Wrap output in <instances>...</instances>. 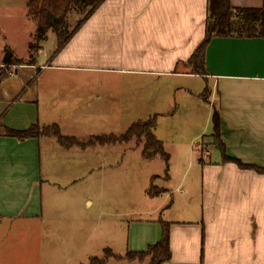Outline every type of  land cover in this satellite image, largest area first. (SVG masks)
Wrapping results in <instances>:
<instances>
[{"label":"crops","instance_id":"obj_1","mask_svg":"<svg viewBox=\"0 0 264 264\" xmlns=\"http://www.w3.org/2000/svg\"><path fill=\"white\" fill-rule=\"evenodd\" d=\"M230 2L238 9L264 7V0ZM15 6L16 1L0 0V13ZM208 15L209 0H104L61 50L56 35L57 48L45 63L41 55L49 36L31 62L37 26L29 8L26 17H20L21 28L24 19L35 28L28 31L22 52L10 38L0 49V124L17 131L34 124L58 125L61 131L66 124L93 127L111 114H125L121 96L127 86L120 78L202 77L207 86L195 95L220 115L221 140L231 159L225 160L216 144L214 127V156V145L202 142L193 160L184 164L201 173L199 185L190 180L192 187L180 200L131 213L119 242L121 252H116L108 236L95 238L89 212L95 202L89 197L85 209L79 198L72 202V219L79 227L64 229L67 208L60 194L78 180L65 186L61 179L53 180L51 172L61 177L66 169H48L46 159L127 143L67 148L55 137L21 139L7 136L0 127V264H17L2 261L17 257L5 252V243L8 233L20 227L38 238L37 249L24 254L35 264H46L48 250L41 238L49 233L60 236L61 247L54 252L59 264H88L106 249L114 256L105 264H150L149 257L126 255L147 251L163 238L166 227L172 258L163 264H264V172L259 171H264V37H214L206 50V75L194 74L190 59L206 37ZM6 30L0 25L2 33ZM8 52L23 62L6 63ZM47 72H52L49 83L44 81ZM48 98L61 108L54 112ZM89 131L86 138L97 136ZM139 153L145 157L144 150ZM50 225L55 228L48 229Z\"/></svg>","mask_w":264,"mask_h":264},{"label":"rangeland","instance_id":"obj_2","mask_svg":"<svg viewBox=\"0 0 264 264\" xmlns=\"http://www.w3.org/2000/svg\"><path fill=\"white\" fill-rule=\"evenodd\" d=\"M3 1L7 4L16 1L19 6H15L14 9H10L5 14L0 13V25L6 26V31H8L6 34L0 31V49L5 46L9 41L8 38H10L17 51L22 52L28 31L33 32V27L35 28L32 22L29 25L25 19L22 24L23 28L19 23L23 21L21 16L26 17L27 5L30 0ZM85 17L86 14L81 13L79 9H74L68 17L70 29H74L79 21ZM48 36L49 39L44 46L45 52L41 55V62L43 63L50 60V57L55 53L53 50L57 48L55 45L56 34L51 31ZM51 73H46L44 81L52 78ZM120 79V83L127 86L126 92L121 96V101L125 105L121 109L125 112L121 118L109 113L111 114L110 118L107 117L104 123H95L93 127L92 125H85L84 128L80 125L66 124L63 125L62 133L66 136H75L83 142H89L94 136L90 138L85 136L90 134L89 130L91 129L97 136L122 135L132 123L156 116L155 134L163 142L169 160L167 161L159 155L154 158H141L139 152L140 149L144 150L146 140L137 137L127 142V146L93 148L92 152L73 153V155L63 152L61 156H53L52 160L48 157L46 159V168L52 167L58 170L57 165H62L60 166L63 167L61 170L66 169L61 177L59 176L61 173L51 172L50 175L53 180L54 178L61 179V184L64 186L73 180H78L75 186L67 187L68 189H64L60 194L64 198L62 206L67 208L66 218L62 221L64 229L71 230L79 227L72 219V202L79 198L81 200L79 205L85 209L88 208L85 200L89 197L95 202L93 209H89L91 216L94 217L95 238L108 236L111 247L116 252H121L119 242L124 231L128 229L131 213L139 210L145 212L154 209L155 206L163 202L167 206L172 200H180L183 192L186 193L192 187L188 184L190 180H194L199 185L201 173L195 169L184 167V164L193 160V156L198 152L202 142H211V145H214L211 141L214 129L213 108L206 99L203 97L199 99L195 95L202 93L207 86L202 77L159 76L154 78L143 76L131 78L127 76ZM115 82L119 83L118 81ZM186 86L192 88L193 91L185 89ZM47 100L48 104H52L54 112L61 108H56L57 102L52 98ZM113 104L115 103L113 102ZM1 131L3 130L0 128ZM48 132L53 134L54 129L49 128ZM211 151H213L214 156L218 149L214 145ZM169 175L171 178H168ZM184 177L185 182H183ZM198 185H195L197 189ZM51 227L55 228V226L50 225L48 229ZM22 228H16L15 232H9L5 243V252L7 254L13 253L17 257L2 262L36 263V261H28L24 258V254L28 250L37 249L38 238L33 234H25ZM59 240L60 236H51L50 233L41 238V242L45 244L48 250L46 264H59L60 260L54 253L56 247L60 246ZM41 249H43V245ZM112 256H114V252H103L98 258L109 259ZM151 258L149 257V259ZM88 264H92V262L90 261Z\"/></svg>","mask_w":264,"mask_h":264},{"label":"trees","instance_id":"obj_3","mask_svg":"<svg viewBox=\"0 0 264 264\" xmlns=\"http://www.w3.org/2000/svg\"><path fill=\"white\" fill-rule=\"evenodd\" d=\"M104 2V0H30L28 4L29 16L36 23V32L30 44L31 62L35 60V55L40 51L42 44L48 38V34L52 31L58 38V50H61L69 41L72 35L80 28L83 22L90 17ZM79 9L81 13L86 14L79 23L70 29L69 14ZM216 36L235 37V38H251L264 37V9L234 8L230 0H209V15L207 20V31L204 41L198 46L196 52L190 59L193 66L194 74L206 75V50L212 39ZM10 52L5 59L6 63L21 64L23 61L15 57H10ZM157 117H151L148 120H140L132 124L129 129L122 135L110 134L94 136L89 142H83L77 137L66 136L62 133L58 125L41 127L37 124L32 125L24 131H17L0 124L7 136L17 137L21 139L53 136L63 147L81 146L88 147L91 145H111L117 143H127L134 137L145 138L146 145L144 148V156L154 158L161 156L167 161L169 155L165 150L164 144L160 141L155 129L157 125ZM215 131L213 137L216 144L222 151L225 160L231 158L226 155V147L221 140V118L216 112L213 116ZM49 128L54 129V133L48 132ZM264 172L263 170H259ZM112 250L106 249L105 253ZM129 259L144 260L151 258L150 264H163L172 258L170 248L169 231L164 229L163 238L156 244L149 247L145 252H128L126 255ZM106 258L99 259L93 257L92 264H105Z\"/></svg>","mask_w":264,"mask_h":264}]
</instances>
